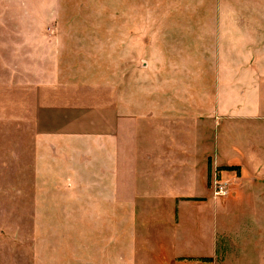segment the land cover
Returning a JSON list of instances; mask_svg holds the SVG:
<instances>
[{
    "label": "crops",
    "instance_id": "crops-1",
    "mask_svg": "<svg viewBox=\"0 0 264 264\" xmlns=\"http://www.w3.org/2000/svg\"><path fill=\"white\" fill-rule=\"evenodd\" d=\"M231 13L235 15L232 26L218 17V22L203 27L202 44L214 52L186 60L183 85L173 55L141 63L138 77L126 78L107 75L103 69L98 72L93 60L76 48H66L63 56L58 55L61 59L53 70L47 68L43 54L41 59L38 55L33 63L43 68L28 76V85L31 77L36 84L29 89L32 96L26 104L33 156L36 150L39 157L48 155L52 147L66 163L73 158L81 167H75V173L89 172L97 182L107 184L108 207L139 206L131 197H115L118 190L136 188L130 185L136 180L134 172L130 176L133 161L146 167L136 185L183 188L168 189L176 211L169 222L166 219L171 223L169 231L178 237L177 251L185 253L181 251L194 244L197 232L189 235L188 227L199 228L196 236L201 238L199 247L205 255L196 258L211 260L191 261L193 256L171 252L166 255L168 261L160 264H246L245 255L264 253V0L251 4L248 23L237 22L238 9ZM161 29L169 32L156 35L154 44H177L179 28L166 25ZM185 29L193 30L188 33L193 40L200 32ZM85 41L73 38L60 46L108 44ZM127 42L122 40L119 45ZM147 69H151L149 79ZM11 77L17 83L14 73ZM85 160L90 169L85 168ZM230 165L239 166L240 180L232 185L230 195L212 196L209 166ZM158 198L152 193L135 199L153 204L151 200ZM185 207L202 213L185 221ZM106 216L112 217L107 221L115 219V213ZM140 217L164 221L165 215ZM112 232L100 250L102 256L105 248V264H114ZM218 253L225 256L218 260ZM229 255H234V261ZM252 261L260 264L258 257Z\"/></svg>",
    "mask_w": 264,
    "mask_h": 264
},
{
    "label": "rangeland",
    "instance_id": "rangeland-1",
    "mask_svg": "<svg viewBox=\"0 0 264 264\" xmlns=\"http://www.w3.org/2000/svg\"><path fill=\"white\" fill-rule=\"evenodd\" d=\"M253 3L257 4V0H0V264H105V248L102 256L100 250L110 239L111 231L115 240L114 264H160L168 261L166 255L171 252L193 256L191 261L204 260L196 258L205 255L199 247L201 238L196 236L199 228L188 227L189 235L193 230L197 232L194 244L181 251L185 253L177 251L178 237L169 231L168 222L176 211L168 189L172 192L183 188L150 189L145 183H138V187L136 180L141 169L146 168L144 164L131 163L130 173H135L136 180L130 185L136 188L118 190L115 195L120 199L131 197L139 206L108 207L107 184L97 182L89 172L75 173V167L80 166L73 158L66 163L52 147L48 155L39 157L36 150L33 156L26 104L32 96L29 89L36 84L32 77L29 85L27 80L34 69L43 68L33 63L38 55L41 59L43 54L47 68L53 70L58 68V55L64 54L66 48H76L93 60L98 72L103 69L107 75L126 78H137L141 63H154L160 56L173 55L179 62V84L183 85L187 78L186 60L214 52L202 44L203 27L218 22V17L232 26L234 8L239 11L237 22L248 23ZM224 8L227 12L219 14ZM166 25L179 28L177 44H154L156 35L169 32L161 29ZM187 27L200 30L195 40L189 35L193 30L187 31ZM73 38L108 44L60 46ZM122 40L130 42L119 45ZM147 71L149 79L151 69ZM13 73L18 77L17 83L12 82ZM85 161V168L90 169ZM240 172L239 166H209L208 187L212 196L230 195L232 185L240 180ZM147 175L150 174L142 177ZM216 182L225 186L222 195L215 193ZM152 193L160 197L157 201L152 199L153 204L135 199ZM182 210L189 222L190 216L193 219L202 213L190 207ZM111 213H115L113 222L107 221L112 220L106 216ZM144 215L165 218L144 221L140 217ZM166 231L171 237L163 235ZM216 256L220 260L225 255ZM229 256L234 261V255ZM257 257L263 264L264 253L245 255L243 262L251 264Z\"/></svg>",
    "mask_w": 264,
    "mask_h": 264
},
{
    "label": "built area",
    "instance_id": "built-area-1",
    "mask_svg": "<svg viewBox=\"0 0 264 264\" xmlns=\"http://www.w3.org/2000/svg\"><path fill=\"white\" fill-rule=\"evenodd\" d=\"M215 193L217 195H222L223 193H225V186L222 183H215Z\"/></svg>",
    "mask_w": 264,
    "mask_h": 264
},
{
    "label": "trees",
    "instance_id": "trees-1",
    "mask_svg": "<svg viewBox=\"0 0 264 264\" xmlns=\"http://www.w3.org/2000/svg\"><path fill=\"white\" fill-rule=\"evenodd\" d=\"M222 169H235L236 166H226V167H221ZM204 260H211V258H204Z\"/></svg>",
    "mask_w": 264,
    "mask_h": 264
}]
</instances>
